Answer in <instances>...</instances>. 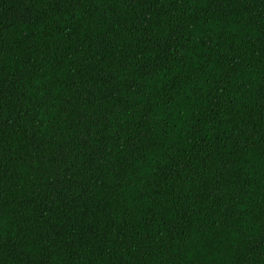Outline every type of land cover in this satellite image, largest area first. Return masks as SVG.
<instances>
[{
    "label": "trees",
    "instance_id": "trees-1",
    "mask_svg": "<svg viewBox=\"0 0 264 264\" xmlns=\"http://www.w3.org/2000/svg\"><path fill=\"white\" fill-rule=\"evenodd\" d=\"M0 264H264V0H0Z\"/></svg>",
    "mask_w": 264,
    "mask_h": 264
}]
</instances>
